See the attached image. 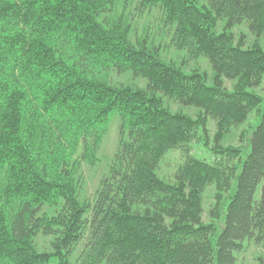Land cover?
<instances>
[{
  "label": "trees",
  "instance_id": "trees-1",
  "mask_svg": "<svg viewBox=\"0 0 264 264\" xmlns=\"http://www.w3.org/2000/svg\"><path fill=\"white\" fill-rule=\"evenodd\" d=\"M263 35L264 0H0V264H235L244 241L264 247ZM186 57L205 59L212 80ZM251 114L240 145L224 147ZM115 117L107 174L79 200L78 169ZM171 150L185 160L164 180Z\"/></svg>",
  "mask_w": 264,
  "mask_h": 264
},
{
  "label": "rangeland",
  "instance_id": "rangeland-1",
  "mask_svg": "<svg viewBox=\"0 0 264 264\" xmlns=\"http://www.w3.org/2000/svg\"><path fill=\"white\" fill-rule=\"evenodd\" d=\"M147 17L143 16L141 19L135 17V24H137L138 33L140 32V24L146 20ZM150 35L153 36L152 32H149ZM235 40H238L239 36L242 35L244 41V47H249L254 42V36H252L244 26L235 28L233 30ZM160 40L157 41V43ZM260 46L264 50V35L260 37L258 40ZM171 53V58L175 56V51L169 49ZM183 55V54H182ZM185 55V54H184ZM187 58V57H186ZM185 69L192 70L197 68L201 71H205L208 74V77L212 80V72L208 62L203 58H198L195 60H189L187 58L186 63H184ZM121 82L126 83L129 82L128 78L120 79ZM211 80L209 82H211ZM134 85L139 87L143 86L142 81H130ZM233 82L229 80H224V86L230 90L232 88ZM264 84L257 88L255 92L260 96L264 94ZM169 109L173 112L182 111L190 116L194 117L197 114V111L191 108H181L178 104L174 102H166ZM256 118L254 114H251L247 121L239 126L232 127L227 134L224 135L221 140V144L225 146L236 147L240 145L239 137L242 132H246L248 128H250ZM209 131V140L210 144H212V138L215 134L216 128L214 123H210L208 125ZM118 119L115 117L111 120L108 125L106 134L104 135L96 153V162L94 165H88L87 163H82L78 169V198L79 200L83 199H91L93 194L99 188L101 180L105 177L108 171L109 164L112 162L113 156L116 152V147L118 144ZM196 145V144H195ZM190 154L198 157L209 159L210 155L206 150L202 149L200 146H192ZM211 158V157H210ZM185 154L181 150H171L165 154L162 158L159 167L157 169V174L160 178L164 180H171L178 170V168L184 163ZM217 189L215 185H211L207 187L202 193V222L207 224L211 221L210 212L213 209L215 203V194ZM49 238L40 237L38 244L39 249L46 248L48 244ZM236 262L235 264H264V247L260 244L255 243L253 240H246L242 243V247L240 252L235 255Z\"/></svg>",
  "mask_w": 264,
  "mask_h": 264
}]
</instances>
